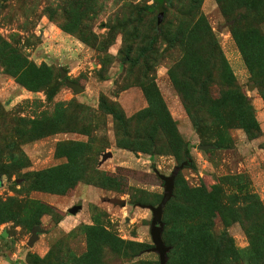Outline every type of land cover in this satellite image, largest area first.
<instances>
[{"label": "rangeland", "instance_id": "rangeland-1", "mask_svg": "<svg viewBox=\"0 0 264 264\" xmlns=\"http://www.w3.org/2000/svg\"><path fill=\"white\" fill-rule=\"evenodd\" d=\"M180 166L167 264H264V0H0V264H159Z\"/></svg>", "mask_w": 264, "mask_h": 264}, {"label": "water", "instance_id": "water-1", "mask_svg": "<svg viewBox=\"0 0 264 264\" xmlns=\"http://www.w3.org/2000/svg\"><path fill=\"white\" fill-rule=\"evenodd\" d=\"M163 17V11L159 10V14L157 16V21L160 23ZM70 86L77 92H83V89L77 84H70ZM201 150H210L213 149L211 146H198ZM110 154L105 155L103 157V161H105ZM182 169V166L174 168L173 172L170 176H164L159 174L156 170L154 173L158 176V178L163 182L165 190L163 194V198L157 207L148 206L147 208L152 212V219L150 225V236L153 243L152 252L158 255L159 264L167 263V254L171 250V247H167L162 240V233L164 228V223L162 221L163 209L166 206L167 202L172 198L174 191V182L178 172ZM81 206H75L71 210H69V214H75L80 210ZM38 227H34L32 229V235L29 239L28 246L32 247L33 244L38 240Z\"/></svg>", "mask_w": 264, "mask_h": 264}, {"label": "trees", "instance_id": "trees-1", "mask_svg": "<svg viewBox=\"0 0 264 264\" xmlns=\"http://www.w3.org/2000/svg\"><path fill=\"white\" fill-rule=\"evenodd\" d=\"M156 9H158V14H159V10H162L163 12H164V10H163V8H162V5L161 4H159L158 6H156ZM194 126L196 127V128H199V126H198V124L196 123V122H194ZM137 145L139 146L140 144L139 143H137ZM137 149H142V150H146V148H144V146L143 147H138V148H135V150H137ZM49 175H48V177H50V176H52V173H53V171H48L47 172ZM47 173H45V174H41V175H39V177H41V176H47L46 174ZM178 175V174H177ZM38 177V178H39ZM177 177V176H176ZM176 179V178H175ZM33 183H36L39 187L40 186H44L45 184H44V180H42V179H35V180H33ZM175 183V182H174ZM48 192H50V193H54V192H52V191H49L48 190ZM162 240H163V237H162ZM164 242V241H163ZM165 243V242H164ZM165 245H166V243H165ZM167 247H171V246H168V245H166ZM172 251V247H171V250L168 252V254L170 253ZM209 250L208 249H206V248H204V255L208 252ZM168 254H167V262H168ZM207 255V254H206ZM159 260V259H158ZM167 264V263H166Z\"/></svg>", "mask_w": 264, "mask_h": 264}]
</instances>
